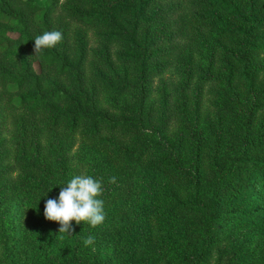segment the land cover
<instances>
[{
	"label": "trees",
	"instance_id": "1",
	"mask_svg": "<svg viewBox=\"0 0 264 264\" xmlns=\"http://www.w3.org/2000/svg\"><path fill=\"white\" fill-rule=\"evenodd\" d=\"M52 30L61 43L35 55ZM81 174L102 180L105 220L68 237L44 206ZM15 192L32 264H155L158 240L174 264L223 243L228 264H264L248 250L264 215V0H0V264H27L4 224Z\"/></svg>",
	"mask_w": 264,
	"mask_h": 264
},
{
	"label": "clouds",
	"instance_id": "2",
	"mask_svg": "<svg viewBox=\"0 0 264 264\" xmlns=\"http://www.w3.org/2000/svg\"><path fill=\"white\" fill-rule=\"evenodd\" d=\"M63 40V33L58 30L44 31L34 39L35 55L45 49L56 47ZM111 177L109 183H115ZM101 179L90 175H74L64 186L60 187L58 199H47L44 206V217L47 221L59 224V234L71 237L72 222L83 223L91 228L103 224L105 220L104 202ZM95 237L89 235L83 240L85 247L94 245ZM93 250H95L93 248Z\"/></svg>",
	"mask_w": 264,
	"mask_h": 264
},
{
	"label": "rangeland",
	"instance_id": "3",
	"mask_svg": "<svg viewBox=\"0 0 264 264\" xmlns=\"http://www.w3.org/2000/svg\"><path fill=\"white\" fill-rule=\"evenodd\" d=\"M43 1L44 0H39V2L41 3ZM10 35L16 36V33H10ZM34 66L36 70L39 69L37 63H35ZM163 75L166 81L176 78L173 73V69L167 70ZM156 80L157 79H155V81ZM206 108H210L208 100H205L204 103V109ZM200 121L203 123V126H205L206 121L204 119H200ZM6 126H9L8 120L6 121ZM179 131V125L175 124L171 127L169 132L172 136L174 134H177ZM88 148V144L78 137L73 149L79 150L80 153L93 154V152ZM87 160V156L83 157L82 163L86 164ZM139 186V182L135 183L130 191L131 206H133L134 203L138 204L140 201L138 197ZM262 206H264V204ZM4 209V224L8 230L9 235L16 238V245L18 248H20L19 259L27 264H32V257L34 251L36 250V246L33 239L29 237V206L23 200L21 193L15 192L4 205ZM261 214H263V212ZM147 220L150 223V226L154 225L153 218L148 217ZM255 224L257 226L258 232L255 235V240L248 248V250L254 251L256 252V254L261 255L264 254V215L258 216L256 218ZM157 244L159 245H157L156 251L153 252L155 264H174L170 259L169 248L159 243V240ZM228 251V247L225 243H223L220 250L214 251L211 258L205 264H228L230 259Z\"/></svg>",
	"mask_w": 264,
	"mask_h": 264
}]
</instances>
